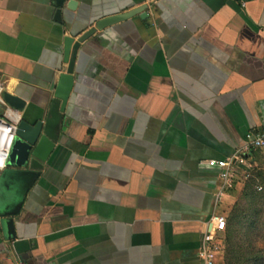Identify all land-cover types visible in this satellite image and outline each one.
Instances as JSON below:
<instances>
[{
    "label": "crops",
    "instance_id": "obj_1",
    "mask_svg": "<svg viewBox=\"0 0 264 264\" xmlns=\"http://www.w3.org/2000/svg\"><path fill=\"white\" fill-rule=\"evenodd\" d=\"M63 75L51 154L0 173V264H204L230 197L209 161L264 131V0H0L5 102L45 120Z\"/></svg>",
    "mask_w": 264,
    "mask_h": 264
},
{
    "label": "rangeland",
    "instance_id": "obj_2",
    "mask_svg": "<svg viewBox=\"0 0 264 264\" xmlns=\"http://www.w3.org/2000/svg\"><path fill=\"white\" fill-rule=\"evenodd\" d=\"M251 171L227 193L221 264H264V163Z\"/></svg>",
    "mask_w": 264,
    "mask_h": 264
},
{
    "label": "water",
    "instance_id": "obj_3",
    "mask_svg": "<svg viewBox=\"0 0 264 264\" xmlns=\"http://www.w3.org/2000/svg\"><path fill=\"white\" fill-rule=\"evenodd\" d=\"M65 1L66 0H54V3L58 7H62ZM73 4L74 3L72 1L69 3L70 6ZM141 11L142 10L140 8H137L127 13L107 17L103 19L100 24L105 25L108 23H114ZM144 16H147V13H144V11H142L141 17ZM92 32L93 29L82 35L80 39L74 44L68 73L73 72V66L76 59L77 51L80 47V43L85 40ZM70 82V75H63L61 77L56 91V97L51 102L48 116L45 120H38L33 124L28 123L24 120L20 122L18 127V136L13 144L8 158V165L24 166L27 164V161L29 160L30 156H33L40 162H44L47 160L55 146L54 140L57 135V124L60 120L59 100L66 99L70 88ZM7 101L11 106L16 108H21L24 105V101L17 96L9 97ZM35 164L36 166H40V163ZM8 224L11 227V219L8 220Z\"/></svg>",
    "mask_w": 264,
    "mask_h": 264
},
{
    "label": "built area",
    "instance_id": "obj_4",
    "mask_svg": "<svg viewBox=\"0 0 264 264\" xmlns=\"http://www.w3.org/2000/svg\"><path fill=\"white\" fill-rule=\"evenodd\" d=\"M3 87L0 84V105L4 110L0 113V173L8 166V158L13 144L18 136V127L22 119L20 108L13 107L5 102L2 97ZM248 141L238 149L233 157L227 161L210 160V164L221 166L223 184L232 188L234 181L238 178L237 171L233 168L234 162L245 164L256 150L264 149V131L252 133L247 136ZM260 189V188H259ZM227 220L223 214L215 215L211 220L210 229L203 239V246L199 255L203 257L204 264H218V255L221 250V234L226 230ZM222 251V250H221Z\"/></svg>",
    "mask_w": 264,
    "mask_h": 264
}]
</instances>
